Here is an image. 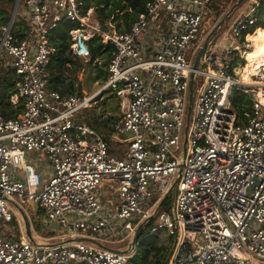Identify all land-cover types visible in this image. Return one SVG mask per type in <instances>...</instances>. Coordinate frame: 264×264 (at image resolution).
Here are the masks:
<instances>
[{"label":"built area","instance_id":"2783aa9c","mask_svg":"<svg viewBox=\"0 0 264 264\" xmlns=\"http://www.w3.org/2000/svg\"><path fill=\"white\" fill-rule=\"evenodd\" d=\"M21 1L24 38L14 32ZM215 1L151 0L123 32L102 28L85 0L14 1L0 25V59L17 77L11 103L21 99L24 107L14 117L0 114V226L18 219L13 204H31L63 236L126 242L120 250L127 252L0 233V264H131L139 243L131 244L132 235L151 220L145 237L174 239L168 264H264V63L251 81L241 78L263 0H247L221 37L217 30L209 38L193 69ZM62 21L77 25L69 31L74 56L90 60L94 37L113 47L99 92L110 91L121 114L107 138L75 119L93 95L48 88L56 52L50 33ZM191 73L202 81L183 156ZM234 91L249 98L239 113ZM110 140L123 146L119 156ZM29 152L43 155L49 172L28 161ZM179 170L174 205L160 211ZM105 187L118 203L101 195Z\"/></svg>","mask_w":264,"mask_h":264},{"label":"trees","instance_id":"16d2710c","mask_svg":"<svg viewBox=\"0 0 264 264\" xmlns=\"http://www.w3.org/2000/svg\"><path fill=\"white\" fill-rule=\"evenodd\" d=\"M15 0H0V25L8 22ZM86 7L94 9V16L100 22L102 28L106 29L104 23L106 21H113L115 28L119 32H123L130 24L138 17L139 14L145 11L146 4L151 0H85ZM219 0L215 1L211 7L212 12L209 13L208 18L216 21L217 16L220 14ZM264 7V0H263ZM260 18L261 15H260ZM264 24V20L260 19ZM76 24L67 21L59 23L50 33V42L56 48V52L51 56L49 63V82L48 88L57 90L61 95H79L82 96L79 85H76L77 74L81 71L83 63L86 61L74 56L69 48L71 37L69 31L76 28ZM14 32L18 37L24 38L29 29L25 20L22 18L15 23ZM264 30V25L257 27L253 31L252 36H259L255 31ZM89 48L91 51V58L87 61L89 64L94 63L97 59H102L103 64L99 66L94 65L95 80L100 79L106 81L107 71L105 66L111 56L113 47L109 44H104L98 37L89 40ZM251 53L248 55L250 56ZM243 74V72L241 73ZM17 77L13 70L6 66L5 58L0 59V114L6 117H14L22 111L24 105L23 101L19 99L14 105L11 103V96L16 92ZM232 104L238 111L241 110V103L245 100L243 94L233 92L231 96ZM99 118L95 117L86 123L96 129L107 138L111 131V125L108 123L109 119L103 122L101 130L99 128ZM102 122V121H101ZM100 122V123H101ZM105 133V134H104ZM110 144V142H109ZM109 151L112 152L110 146ZM171 208V207H170ZM39 211H42L41 209ZM38 212V211H37ZM36 212V216H37ZM12 220L11 222H13ZM153 221L151 220L145 227L150 229ZM167 244H161L159 237L153 235L150 237H143L139 240L137 247V254L133 258L131 264H166V259L173 246L172 237ZM109 244V243H105Z\"/></svg>","mask_w":264,"mask_h":264},{"label":"rangeland","instance_id":"374dc122","mask_svg":"<svg viewBox=\"0 0 264 264\" xmlns=\"http://www.w3.org/2000/svg\"><path fill=\"white\" fill-rule=\"evenodd\" d=\"M236 1L237 0H219L218 6L220 8V14L217 16L216 21L210 20V26L209 27L214 28L215 23H217L229 11V9H231V7L236 3ZM246 2H247V0H244L241 4H239L237 7H235L232 10L231 14L229 15L228 20H226L221 25V27L218 29V31L216 33L217 38L222 36L223 31L228 28V26L230 25L232 20L245 7ZM90 3L93 4L94 1L92 0V1H90ZM24 8H26V6H24L23 1H21L19 4V7H18L17 15H16L18 20H21L23 17H25ZM93 11H94V9H93ZM207 14H206V17H207ZM113 25L115 27V24L113 23L112 20L106 21L104 23L105 27H110ZM262 25H264V24L262 23ZM255 32L259 33L260 31H255ZM147 34L150 35L149 31L147 32ZM141 39L144 40V36ZM252 43H254V42L251 40V44ZM255 45L256 44H252L251 47H254ZM249 53H251V50H249ZM246 58H248V55L246 56ZM100 61L103 64V60L100 59ZM95 64H96V62L89 64L87 61H85L83 63L81 71L77 74V79H76L75 83H76V85H79V87L81 89L80 91L82 93V96L88 97L90 95H93L94 97H93L90 105L86 109H82L76 113L75 119L80 123L87 124L86 121H91L93 118L97 117L100 119V120H98L99 128L101 130H104L102 128L103 122L106 119L110 118L111 120H109L108 123L110 125H112L114 120L116 118H118L119 115L121 114V109H120V105H119L117 99L115 98V96L110 91L106 90V91L99 92V88L104 83V81H102L100 79L95 80V76H94L95 75V73H94V71H95L94 65ZM242 76L247 77L248 74H242ZM201 81H202L201 76H198L194 81V99L196 98V94H197L196 90L199 88ZM247 99H249V98L245 97V100H247ZM194 114H195V101H194L192 113H191V119H190L191 123L193 122ZM102 135H103V133H102ZM183 143H184V134H183V140H182L181 149H180L182 154H183ZM114 145L116 148H119V149H121V147H123L117 141L114 142ZM26 159L28 161H30L31 163H33L35 166L40 165L44 169V173L49 172V165H48L47 160L44 158L43 155L37 154L34 152H29L26 155ZM103 189H104V191L108 192V194H109V196H111L113 202L118 203L119 200L114 195L113 188H103ZM173 205H174V192H171L159 210L160 211H167L170 209V207H173ZM23 209L25 210V212L28 216V219L30 222L31 233L33 232L35 235L40 236L38 238H35L36 240L55 243V242H60L61 240H64V239L66 240V238L69 237V236H63V232L58 227L49 225V223L47 224L44 212L39 211L40 209L37 210V208L31 204L29 206H23ZM36 212H37V216H36ZM18 215H19V219L22 223L19 226L22 229L21 231H24L25 228H24L23 220H22L19 213H18ZM155 221H156V219H155ZM12 224L17 225L15 222L6 224L7 226H9V229H7V230L10 231L11 227L13 226ZM1 227H2L3 231L6 230L5 227H3V226H1ZM17 230H18V228H17ZM148 232H149V229L147 227H144L143 234L140 237V240L143 237H145V235H147ZM123 235H124V233H123ZM132 237H133V235H132ZM147 237L150 239V237H152V236H147ZM158 237H159L161 244H167L170 240L168 237L164 236L163 234L159 235ZM125 243L126 242H124V243H109V244H104V245L111 248V249L120 250V249H123V247L125 246ZM173 244H174V239H173ZM172 249H173V246L170 249V251ZM168 256H169V254H168Z\"/></svg>","mask_w":264,"mask_h":264},{"label":"water","instance_id":"95a60500","mask_svg":"<svg viewBox=\"0 0 264 264\" xmlns=\"http://www.w3.org/2000/svg\"><path fill=\"white\" fill-rule=\"evenodd\" d=\"M244 0H237L236 3L231 7V9H229V11L215 24L214 28L212 29V31L206 36L205 38V41L202 45V47L199 49L194 61H193V65H192V68L193 69H196L197 66H198V63L200 61V58L204 52V49L207 45V41L209 40V38L214 35L216 33V31L221 27V25L226 21L228 20L229 18V15L231 14L232 10L237 7L239 4H241ZM194 79H193V73H191V77H190V82H189V95H188V105H187V110H186V122H185V128H184V143H183V156L186 155V141L188 139V128H189V123H190V118H191V113H192V105H193V101H194ZM180 174H181V170L178 171L177 173V176L175 177L169 191L164 195V197L161 199V201L159 202L158 204V207H160L164 201L167 199V197L170 195L171 192H174V199L176 197V194H177V182L179 180V177H180ZM15 206V208L17 209L18 213L20 214L22 220H23V223H24V227H25V231H26V234L27 236L29 237V239L31 241L34 242L32 236H31V230H30V222H29V219H28V216L25 212V210H23L19 205L17 204H13ZM143 234V226L142 224H140L133 237H132V241H131V244H135L136 242H139L140 240V237L142 236ZM66 241H85V242H90V243H93L95 245H97L98 247L100 248H104V249H108V250H112V251H116V252H124L126 253L127 250L124 249V250H115V249H111L107 246H105L104 244H102L100 241L96 240L95 238H92V237H84V236H81V237H76V238H68L64 241H61V242H58L56 244H60L62 242H66ZM172 254V250L170 251L169 253V256L167 257L166 259V264H168V261H169V258Z\"/></svg>","mask_w":264,"mask_h":264},{"label":"bare ground","instance_id":"6f19581e","mask_svg":"<svg viewBox=\"0 0 264 264\" xmlns=\"http://www.w3.org/2000/svg\"><path fill=\"white\" fill-rule=\"evenodd\" d=\"M261 25H262V21L255 23L253 25L254 30ZM252 33H250L248 35V40L249 41L252 40L254 42L252 44H256V45L254 47H251L252 46V44H251L250 49H249V50H251L250 56L248 55L249 50H247V52L245 54V57L248 55V58H245L246 59V65L244 66V70L242 72H243V74H248V76L243 77L241 74V78L244 81H251V78H250L251 73H254L256 71V68H258L262 63H264V34L259 35V36H252L250 38ZM97 63H99L98 60L96 61V64Z\"/></svg>","mask_w":264,"mask_h":264},{"label":"crops","instance_id":"0c3cea01","mask_svg":"<svg viewBox=\"0 0 264 264\" xmlns=\"http://www.w3.org/2000/svg\"><path fill=\"white\" fill-rule=\"evenodd\" d=\"M251 35H253V34H251ZM251 37V36H250ZM115 121V120H114ZM114 142H116L115 140H110V146H111V148H112V152H111V154H116L117 156H119V153H120V151L123 149V147H121V149H119V148H116L115 147V145H114ZM119 143V142H118ZM40 171H42V172H44V169L40 166ZM105 188H108V187H105ZM100 193H101V195L103 196V197H111V196H109V194H108V192L107 191H104V189L102 188L101 190H100ZM38 210V209H37ZM18 219H19V217H18ZM18 219L17 218H14L13 220V222H15L17 225H13L12 227H11V229H10V231L9 230H7V229H9V226H7L6 224H9V223H12V222H7V223H4V224H2L1 226H3V227H5L6 228V230L5 231H3L2 230V227L0 226V233H5L7 236H9V237H11V238H18L19 236H21V235H23V236H25V237H27L28 239H29V237L27 236V234H26V231L24 230V231H21L22 229H21V227L19 226L20 224H22L21 223V221L19 222L18 221ZM20 220V219H19ZM46 223L48 224L49 222L48 221H46ZM24 224V223H23ZM50 225V224H49ZM53 226V225H52ZM18 228V230H17V228ZM25 228V227H24ZM31 236H32V238H33V240H36L35 238H38V237H40L39 235H35L33 232L31 233ZM76 237H78V236H74V238H76ZM68 238H70V237H67L66 239H68ZM65 240V239H64ZM38 241V240H37ZM61 241H63V240H61ZM60 241V242H61ZM50 243H54V242H50ZM55 243H58V242H55Z\"/></svg>","mask_w":264,"mask_h":264},{"label":"clouds","instance_id":"9594fccd","mask_svg":"<svg viewBox=\"0 0 264 264\" xmlns=\"http://www.w3.org/2000/svg\"><path fill=\"white\" fill-rule=\"evenodd\" d=\"M262 34H264V30H261V31H260V35H262Z\"/></svg>","mask_w":264,"mask_h":264}]
</instances>
